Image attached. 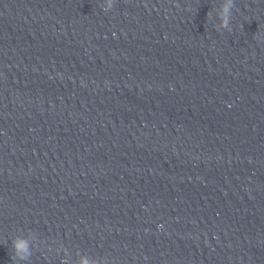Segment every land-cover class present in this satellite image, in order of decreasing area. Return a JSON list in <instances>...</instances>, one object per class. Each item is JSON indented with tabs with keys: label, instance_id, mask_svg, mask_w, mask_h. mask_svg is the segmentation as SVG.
<instances>
[{
	"label": "clouds",
	"instance_id": "obj_1",
	"mask_svg": "<svg viewBox=\"0 0 264 264\" xmlns=\"http://www.w3.org/2000/svg\"><path fill=\"white\" fill-rule=\"evenodd\" d=\"M225 13L228 12V8L225 7ZM222 23L225 27H227V18L222 19ZM31 256V252L28 248V241L26 239H22L20 237H16L12 240V256L11 260H27ZM82 264H88L87 260L82 261Z\"/></svg>",
	"mask_w": 264,
	"mask_h": 264
}]
</instances>
